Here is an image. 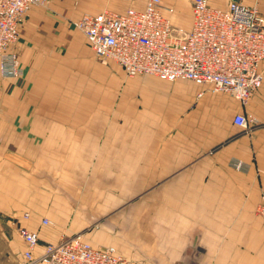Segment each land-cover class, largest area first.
Masks as SVG:
<instances>
[{
    "label": "crops",
    "instance_id": "obj_1",
    "mask_svg": "<svg viewBox=\"0 0 264 264\" xmlns=\"http://www.w3.org/2000/svg\"><path fill=\"white\" fill-rule=\"evenodd\" d=\"M163 1L166 6L184 8L185 0ZM192 1L188 0L190 28L193 24ZM213 1L210 0V3ZM256 1L245 0V3L253 6ZM259 2L264 13V0ZM146 3L147 0H102L98 7L109 6L118 9L116 11L127 8L142 10ZM228 3L229 0H225L224 5L214 7L225 9ZM175 16L176 11L171 16L172 20ZM74 37L80 45L84 44L79 34L60 17L40 11L28 12L20 29L17 47L19 60L26 69V78L13 85V82L0 77V263L23 257L27 246L19 234L20 227L38 233L40 246L37 253H40L44 245L57 243L62 232L70 233V229L78 231L90 222L91 218L87 217L105 212L89 210L90 206L104 205L100 202H87L74 209L73 147H37L30 139L43 135L45 130L49 135H56L55 128L51 131L50 124L47 129L41 126L42 120L50 118L51 108L55 107L48 100V94H42L40 89L55 88L50 78L54 80L57 72H67L66 65L60 69L56 67V58L62 57L64 52H70L66 56L71 55ZM84 47L91 50L87 40ZM79 49L83 53L81 46ZM261 71L264 76V63ZM157 80L154 84L145 82L144 87L153 89L154 95L187 94L185 98L180 96L185 100L180 105L182 109L190 106L195 97L202 98V103L190 115L196 121L192 146L114 147V155L106 157L114 163L108 166L113 171L105 176L113 175L118 182L128 183L134 190L138 183L159 182L160 185L147 193V200L153 203L145 208H124L106 219L111 228L106 223L103 229H98L101 232L97 230L96 235L89 233L85 237L97 246H114L124 256L136 255L132 252V244L139 240L144 242L145 253L163 256L157 251L158 247L215 249L221 233L234 230L239 233V238L247 242L257 241L262 250L259 262L264 264V226L257 215L264 195V82L250 102L243 106L228 94L211 93L190 81L170 83ZM60 85L65 83L62 81ZM161 98L165 99L164 96ZM168 99L171 97L168 96ZM222 109L223 120L219 123L218 115ZM238 114L255 120L248 130L234 124ZM108 148L111 150V147ZM154 151L159 154L153 161L149 153ZM186 152L191 154L190 158H196L194 168L205 170H195L191 176L190 172L182 173L165 181L170 168L185 167ZM237 162L242 163L241 170L236 169ZM217 168L228 169L225 170L228 174L216 178ZM232 171L237 174L232 176ZM208 173L213 174L205 176ZM124 197L118 192L113 195L103 193L96 198L116 200ZM26 214L30 217L24 218ZM73 215L74 218L70 219ZM141 215L145 218L138 217ZM47 217L56 221V227L44 229L41 226L42 220ZM170 253L167 252L168 255ZM207 259L206 262H209V256Z\"/></svg>",
    "mask_w": 264,
    "mask_h": 264
},
{
    "label": "rangeland",
    "instance_id": "obj_2",
    "mask_svg": "<svg viewBox=\"0 0 264 264\" xmlns=\"http://www.w3.org/2000/svg\"><path fill=\"white\" fill-rule=\"evenodd\" d=\"M101 1L49 0L48 6L33 8L31 10L60 17L75 33L79 34L81 43L84 41V44L80 45V41H77L74 37L72 56H66L70 52H64L62 57L56 58V67L60 69L66 65L67 72L65 74L61 73L62 75L60 72H57L54 80L51 79L52 77L50 78V81L55 84V88L40 89L42 94L45 92L48 94V100L55 107V109L51 108V117L42 120L41 126L47 129L48 124H50L52 127L51 131L55 128L56 135H49L48 130H45L43 135H36L32 138L30 137V139L38 145L37 147L74 148V209L77 210L79 205L87 202H100L104 203V205L90 206L89 210L98 212L104 210L105 212L102 215L100 213L103 211L99 212V215L87 217L88 219L91 218L90 222H87L78 231L70 229L69 232L72 231L70 232L71 235H69L70 233L62 232L59 241L67 237L82 236L94 246L97 245L85 237L87 234L93 233L96 235L95 233H97L98 229L104 228L107 218H111L113 214L119 213L124 208H145L153 203L152 200H147V193L148 191L155 190L160 185L158 184L159 182H152L153 184L138 183L134 190V188L130 189L128 183L118 182L113 175L105 176L107 173L109 174V172L113 171L108 166L114 163L108 161L107 158L112 153L114 155L112 151L114 147H191L192 133L196 126V121L190 115H192L197 105L203 101L202 98L197 99L195 97L190 106L182 109L180 105L185 101L180 97L182 94L154 95L152 94L153 89L150 90L144 87L147 81L152 82L151 84H154V81H158L157 77L152 75L129 77L116 63L112 61L103 62L95 57L93 51L84 47L86 40L83 34L74 27L73 23L85 14H97L106 9L118 10L109 6L104 8L98 7ZM189 4L188 0H185L184 8L176 6L174 9L172 7L176 11V16L173 19L174 24L177 27H186V30L191 26ZM211 4L213 6L224 5L225 0H214ZM164 5L166 6L165 3ZM255 5L258 6V9L264 15L259 0L256 1ZM19 40L13 47V52L17 55L18 66L21 68L22 74L15 78H4L0 75L1 78L13 82V85L25 79L27 75L25 67L19 60L17 48ZM80 46L83 49V53L80 52ZM63 77L65 80H62ZM62 81L65 85L61 86ZM158 95L159 97H157ZM219 95L222 96L221 93ZM161 96H164L165 99L161 98ZM168 96L171 99L167 100ZM182 97H187V94ZM186 101L189 100L186 99ZM226 108L227 105L224 109ZM53 110L56 113L55 115H53ZM223 114L224 111L222 109V112L218 115L219 123L223 120ZM53 116L56 117L54 118ZM28 145L26 147H32ZM108 147H111V150ZM149 154L153 156L154 161L159 153L154 151ZM190 155L187 152L185 153V167H179L178 169L170 168L168 170L169 175L166 176L167 179L165 181L171 180L182 173L190 172L189 175L191 176L195 170H205L204 168H194L193 161L196 158H190L192 157ZM103 160L105 161L104 163ZM82 167L83 169L81 170ZM225 170L228 169L217 168L214 175L216 178L224 177L228 174ZM212 174L208 173L205 176ZM236 174L235 172L231 173L232 176ZM154 176H156V173ZM191 186L193 188L198 187L195 185ZM118 192H121L126 197L116 200L113 198L109 200L96 198L101 197L103 193L113 195ZM138 217L145 218L143 215ZM24 218L26 217L24 216ZM71 218H74V215ZM44 219H48V217ZM43 220L41 226L44 229H53L57 225L56 221L48 219L51 221V225L44 226ZM106 226L111 228L112 225L109 226L107 223ZM100 230L98 231L101 232ZM107 234L111 235L110 232ZM221 234L222 236L218 238L216 242L218 246L215 249L203 247L161 249V247H158L157 251L161 252L163 256H153L151 253H145L143 241L136 240L132 244V252L136 255L123 256L130 261L138 260L143 264H260L258 256L262 254V250L259 244H256L257 241L255 239L251 240L252 242H247L244 238H239V233L234 230ZM167 252H171L170 254H174V256L170 257L171 255H168ZM219 252H223V255H219ZM208 256L210 261L206 262ZM170 260L172 262H169ZM0 264H26V262L24 257L21 256L11 258L9 261L7 260Z\"/></svg>",
    "mask_w": 264,
    "mask_h": 264
},
{
    "label": "built area",
    "instance_id": "obj_3",
    "mask_svg": "<svg viewBox=\"0 0 264 264\" xmlns=\"http://www.w3.org/2000/svg\"><path fill=\"white\" fill-rule=\"evenodd\" d=\"M49 0H0V75L22 74L13 47L29 11L46 7ZM175 13L163 0H147L142 10L106 9L85 14L73 23L86 38L95 57L112 61L129 77L152 75L166 82L185 80L225 93L246 106L262 87L264 76V15L258 6L244 0H229L227 8L210 0H193V24L189 30L177 27ZM254 119L238 114L234 124L248 130ZM243 168L241 162L236 165ZM264 226V195L257 208ZM26 218L30 215L26 214ZM43 225H51L48 219ZM27 248L26 264H141L130 261L113 246H94L82 236L46 244L40 253L37 232L20 227Z\"/></svg>",
    "mask_w": 264,
    "mask_h": 264
}]
</instances>
